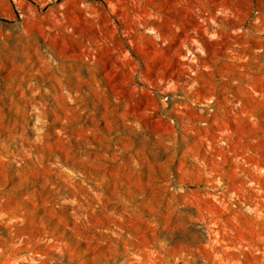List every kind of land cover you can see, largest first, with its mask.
Instances as JSON below:
<instances>
[{
    "label": "rangeland",
    "instance_id": "374dc122",
    "mask_svg": "<svg viewBox=\"0 0 264 264\" xmlns=\"http://www.w3.org/2000/svg\"><path fill=\"white\" fill-rule=\"evenodd\" d=\"M0 264H264V0H0Z\"/></svg>",
    "mask_w": 264,
    "mask_h": 264
}]
</instances>
